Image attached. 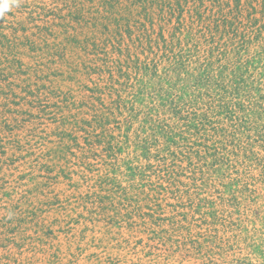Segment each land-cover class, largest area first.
Returning <instances> with one entry per match:
<instances>
[{
	"label": "rangeland",
	"instance_id": "1",
	"mask_svg": "<svg viewBox=\"0 0 264 264\" xmlns=\"http://www.w3.org/2000/svg\"><path fill=\"white\" fill-rule=\"evenodd\" d=\"M62 2L0 17V264H264V41L111 78L108 31Z\"/></svg>",
	"mask_w": 264,
	"mask_h": 264
},
{
	"label": "trees",
	"instance_id": "2",
	"mask_svg": "<svg viewBox=\"0 0 264 264\" xmlns=\"http://www.w3.org/2000/svg\"><path fill=\"white\" fill-rule=\"evenodd\" d=\"M65 1L61 4L72 9L76 17L87 10L88 6H91L90 14L93 15V23L90 22V25L108 31L106 34L103 33V36L106 37L102 42L104 58L100 61L108 69L111 78H114L115 72L119 74L120 78L125 79L133 71H140L138 64L140 58L145 57L154 44L159 47V43H166L165 50L173 54L174 59H184L192 53L182 47L181 41L197 39L201 44L205 43L204 46H209L212 54L217 53L223 59L222 57H227L230 52L236 51L235 49L239 44L251 47L255 39L260 42L264 41V0ZM153 10L159 12L158 14L153 12L154 16H160L163 12L161 18H163L165 24L162 29L166 33H170L172 43H174L175 37H179L180 49L178 51H175L177 48H170L169 41L164 37V34L157 35L156 38L152 37L155 26L151 21ZM244 13H247L245 19L249 26L246 22L243 27L246 26L247 32L255 31L251 32L249 36L242 31L239 33L236 28L232 32L229 30V26L233 24V27H235V22H238L235 20L243 18ZM135 16L139 18V22L135 21L138 28L132 23ZM166 18H169V20ZM141 20L143 22H140ZM74 23H76V20ZM260 24L261 28L258 31L256 27ZM210 25L215 26V31ZM226 36H229L231 45L227 44L228 39ZM230 47H232V50ZM158 52H161L160 48ZM237 52L239 51L237 50ZM176 63H178L177 60ZM220 90L223 92L225 90L226 94L231 95L228 86H225V84ZM235 93L240 97L241 89L237 87ZM222 108L230 110L231 107L226 102L222 104ZM104 136L107 138L106 135ZM108 145L110 150L115 148L111 146V142Z\"/></svg>",
	"mask_w": 264,
	"mask_h": 264
},
{
	"label": "clouds",
	"instance_id": "3",
	"mask_svg": "<svg viewBox=\"0 0 264 264\" xmlns=\"http://www.w3.org/2000/svg\"><path fill=\"white\" fill-rule=\"evenodd\" d=\"M14 6H16V0H0V17L8 13Z\"/></svg>",
	"mask_w": 264,
	"mask_h": 264
}]
</instances>
